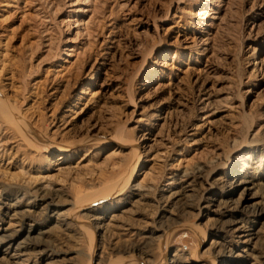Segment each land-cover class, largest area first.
<instances>
[{"label": "rangeland", "instance_id": "rangeland-1", "mask_svg": "<svg viewBox=\"0 0 264 264\" xmlns=\"http://www.w3.org/2000/svg\"><path fill=\"white\" fill-rule=\"evenodd\" d=\"M0 97V223L28 211L29 264H210L241 218L264 263V0H0Z\"/></svg>", "mask_w": 264, "mask_h": 264}, {"label": "bare ground", "instance_id": "bare-ground-1", "mask_svg": "<svg viewBox=\"0 0 264 264\" xmlns=\"http://www.w3.org/2000/svg\"><path fill=\"white\" fill-rule=\"evenodd\" d=\"M68 51L70 53H73L75 52V49L70 48L68 49ZM69 56H74V55L69 54ZM5 105L6 103L0 100V107L4 111L6 110ZM12 119L16 120L15 124L16 126L19 127L18 129H22L24 132V127L23 125L20 124V120L17 119V117L16 118L12 117ZM118 140H120V138ZM138 167H139L138 160H134L130 164L129 170L126 172L125 176L119 181H116L113 185H111L110 183L111 186H109L107 190H105V192H103L102 194L99 193L96 195H92L89 198H81L79 196H76L74 199V203H73L75 208L79 210L82 207H85L89 204H93L97 200H102L103 196L106 195V192L108 194H110V192H112L111 194L117 193V196L121 195L124 191L128 189L129 187L128 183L132 180V177H134L133 176V174L135 173L134 171H136ZM250 184L251 183L246 180H240L237 182L236 185L241 191L240 192L241 196L244 197V194H245L244 192L251 189V187L249 186ZM201 199H202V206H201L202 209L207 211L208 214H213L214 216H219V215L231 216L232 212L236 211L238 207V205H235V206L229 205L227 207L225 206L221 207L214 197H205V198L201 197L199 200L201 201ZM16 203L18 202H14L10 210L6 211V214L8 215V217H6L7 221L5 222L6 226L2 227L0 223V263L29 264V262L31 261V258L33 257L35 258L37 254H39L42 257L47 256L46 253L48 250L43 248V250H39L37 254L33 252L34 250L33 245L36 243H39V241L38 240H37L38 242L36 240L33 241V237L31 238L30 236V234L34 232L33 228L30 229L32 225H29V229L26 230V233L23 236V229L21 228V224L23 222V219L26 216L24 212L27 213L28 211H25V210L23 212L18 211L17 210L18 205ZM257 211H258L256 212L257 215L264 216V209L261 208V209H258ZM0 212H2L1 206H0ZM114 219H111V220H114ZM59 221H61V218H59V215H58V217L55 218L54 222L56 224H59ZM126 227H127L126 224H121L119 226L121 230H127ZM223 229L225 233L230 234L234 238L232 241V244L234 245L235 243L240 244L241 248L238 250L239 252L237 254L230 256L229 249L217 243L216 241H210L209 242L210 247L214 251L210 259V264H234L235 262H238L240 258H241L240 261L241 262L244 261V264H264L263 262H260L259 259L254 254L251 253L252 249H254L253 245L251 244H252V241L254 240V237L257 231L247 228L244 225V220H242V218L236 219L234 221L232 220L226 221ZM35 234H39V233L36 232ZM19 236H22V237L16 241V238ZM214 237H217L220 240L223 239L221 236H218V235H215ZM226 242L230 243L231 240L230 242L229 240ZM235 256L239 258L236 261L234 259ZM197 259L198 257L197 258L195 256L191 257L188 261V264H194L197 261ZM168 263L169 264H179L176 253L172 254V258L168 261ZM33 264H38V262H34ZM41 264H56V262L50 261L47 259L46 261H43Z\"/></svg>", "mask_w": 264, "mask_h": 264}]
</instances>
